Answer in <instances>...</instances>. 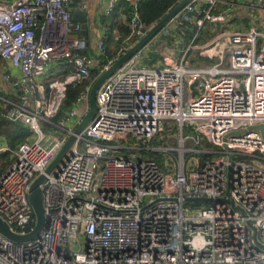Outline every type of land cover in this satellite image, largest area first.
I'll use <instances>...</instances> for the list:
<instances>
[{"label":"built area","instance_id":"1","mask_svg":"<svg viewBox=\"0 0 264 264\" xmlns=\"http://www.w3.org/2000/svg\"><path fill=\"white\" fill-rule=\"evenodd\" d=\"M70 1L0 0V59L18 70L2 75L16 100L0 95V115L32 131L0 177V217L18 234L36 222L32 183L89 110L93 82L55 121L68 86L92 75L96 56L107 55L103 33L94 45L82 35L71 39L82 26ZM121 1L108 0L102 14ZM125 1L132 8L130 32L118 57L152 27L140 19V0ZM224 1H189L103 82L94 118L41 184L46 228L24 242L0 232V264H264V136L257 128L264 123V34L254 26L223 29L198 45L193 40L187 50L209 60L198 67L186 57L177 62V47L162 40L176 37L179 21L195 24L196 35L206 22L225 21L226 12H214ZM245 5L264 11V0ZM69 60L72 72L51 79L49 71ZM172 122L183 142L216 147L193 150L209 153L197 170L187 174L184 148L174 172L154 158L123 152L154 140ZM6 151L0 144V154ZM195 197L212 201L195 207L188 203Z\"/></svg>","mask_w":264,"mask_h":264},{"label":"trees","instance_id":"2","mask_svg":"<svg viewBox=\"0 0 264 264\" xmlns=\"http://www.w3.org/2000/svg\"><path fill=\"white\" fill-rule=\"evenodd\" d=\"M179 0H140L138 9L140 14L141 21L148 27L154 25L156 22H158L160 19H162L169 11H171L177 4ZM131 7L129 6L128 2L125 0H122L119 5L114 9L113 13L109 15L101 14L100 15V22L102 25L106 28L104 34L106 37V44H107V55L104 57L96 56L98 59L97 66L93 69L92 75L89 77H86L80 81H78L75 84H71L68 86L67 90V96L63 101V104L61 106V109L58 113L57 118L55 121L59 118H61L70 107H72L78 97V95L86 89L87 86H90L92 82L100 75L101 68L111 59H114L118 57L123 44L125 37L129 34L130 28H129V15L131 11ZM123 17H125L123 19ZM191 24L186 21H179L177 24V30L176 34L183 35L184 37V43H179L181 46L187 45L186 42H188V39H192L198 30L197 26L192 29ZM83 36V35H82ZM85 37V36H84ZM168 43L173 44V38L170 36H167ZM199 36L196 38L195 41L199 40ZM88 39V38H87ZM184 50V49H183ZM154 59H148V61L152 62ZM72 60H69L67 64H64L65 67L59 66L58 68L61 69L59 73H57L55 76H52L51 78H60L64 77L73 70ZM48 82L46 81V84ZM175 130L178 131V126L174 127ZM168 129V128H167ZM190 127L185 126L184 127V134L190 132ZM164 134L167 133V130L165 129ZM32 131L27 125H24L20 122H12L8 120L5 116L0 115V144H5L9 147V151L3 152L0 155V158L3 159L2 163L0 164V177L1 175L8 169V167L14 162L15 157L12 155V150H15L18 148V146L27 141L29 135H31ZM156 139V138H155ZM154 139V140H155ZM156 147H161L166 144V142L160 138H157L155 141ZM199 146H208L210 147V143L206 140H199L197 143ZM200 148V147H199ZM126 152L128 150H125ZM148 152L152 158L156 159L160 165L167 171V172H174L176 170L175 166V159L177 157V152L173 151L171 154H168L164 151H143ZM199 156V161L203 162L206 157L209 155L207 152H201L196 154ZM174 156V159H173ZM189 153L185 156V158H188ZM144 158V157H141ZM197 170V166L191 165L187 167V174H190L191 172ZM188 203L192 204L195 207H202V206H208L209 204L207 202H195V201H189ZM35 225V223H32V226Z\"/></svg>","mask_w":264,"mask_h":264},{"label":"water","instance_id":"3","mask_svg":"<svg viewBox=\"0 0 264 264\" xmlns=\"http://www.w3.org/2000/svg\"><path fill=\"white\" fill-rule=\"evenodd\" d=\"M191 0H181L171 11H169L162 19L156 22L152 27L148 30V32L141 37L134 45H132L125 53L119 56L113 64L108 67L105 71H103L93 82L91 90H90V107L88 112L85 113L82 121L74 130L66 143L60 149L56 157L53 159L51 164L46 169L45 173L40 174L32 183L31 191L29 195L30 202L34 209L36 222L32 231L27 234H18L13 232L10 229V225L4 221L0 217V232L5 236L10 238L15 242H24L28 240H32L40 236L43 229L47 226V218L45 215L44 208V200H43V190L41 184H43L46 180L47 174H51L63 161L66 159L68 151L72 146L73 142L76 140L78 134H80L86 126L91 122L94 118L98 105H97V92L103 82L110 77L118 68H120L129 58H131L137 51L146 46L152 39L157 35V33L166 26L175 15L178 14L182 10V8ZM73 20L76 22H84L82 25L81 32L78 34H74L71 36V39H77L81 35L86 36L87 32V23H86V14L83 12H76L73 15ZM251 129L254 127H250ZM260 129L262 135L264 136V123H261L257 126ZM192 201H212L211 198L208 197H195L191 198Z\"/></svg>","mask_w":264,"mask_h":264},{"label":"crops","instance_id":"4","mask_svg":"<svg viewBox=\"0 0 264 264\" xmlns=\"http://www.w3.org/2000/svg\"><path fill=\"white\" fill-rule=\"evenodd\" d=\"M234 0H225L223 3H220L216 6L215 11L216 13H219L221 11H224L227 13V18L225 21L218 22V23H212V25L216 28L217 31H222L223 29H245L250 27H257L259 31L264 34L263 31V24H264V11H252L245 5V0H239V4L232 3ZM86 3V8L83 10L82 3ZM108 3V0H71L69 4V10L72 13V16L76 12H83L86 14V23L88 25L87 32H86V38H88V42L90 45H94L99 38V36L106 30V28L102 25L100 22V15L104 12V9ZM230 21L229 26H221V23ZM246 22L248 24H246ZM80 23L81 26L84 24V22H76ZM190 23V22H189ZM211 23V22H206ZM191 24V27H195V24ZM175 27V26H174ZM192 28V29H193ZM198 29V28H197ZM177 28L174 29V32H176ZM74 34H78L75 32H72L70 34V37ZM216 35V34H215ZM214 35V36H215ZM213 36V37H214ZM171 38L175 39L173 36H170ZM212 37H210L205 42L209 41ZM179 42V41H177ZM204 42V43H205ZM168 43V41H167ZM169 44V43H168ZM174 44V43H173ZM172 44V45H173ZM98 64V59L96 58V65ZM61 66V65H59ZM62 67H65L64 65ZM7 70H12L15 73L18 72L17 69L12 68L9 63H7L5 60L0 59V72L3 75V73ZM61 71L60 68L55 67L54 69H51L49 71L50 78L52 76H55L57 73ZM52 79V78H51ZM45 80V79H44ZM43 80V81H44ZM1 85V83H0ZM3 90L7 95H3L9 99L16 100V94L14 91L7 86L3 85ZM2 92V90H0ZM1 95V94H0Z\"/></svg>","mask_w":264,"mask_h":264},{"label":"rangeland","instance_id":"5","mask_svg":"<svg viewBox=\"0 0 264 264\" xmlns=\"http://www.w3.org/2000/svg\"><path fill=\"white\" fill-rule=\"evenodd\" d=\"M125 17H123L124 19ZM231 23L230 21L221 23V26H229ZM246 24H248L246 22ZM175 23L170 24L171 28H174ZM263 31H264V24L262 26ZM216 28L212 25V23H207L205 24L201 29H199V31L197 32V35L195 33L194 37L192 39H188L187 45H183L181 46V43L185 44V39L183 37V35H177L175 39H173V45L177 47V55H176V60L177 62H180L181 59H184L186 57L189 65H191L192 67H198V66H204V65H209V60L205 59V58H199L198 57V53L197 50H187V47L189 46V44L191 43V41L194 40V44L198 45V44H202L204 43L206 40H208L210 37H213L215 34H217L219 31L218 27L217 30H215ZM196 36V37H195ZM200 37L199 40L195 41L197 37ZM167 36L162 37V40H164L165 42L168 41ZM179 41V42H177ZM158 43V41L154 42L151 46V48L156 45ZM180 43V44H179ZM162 44H159L158 47H161ZM172 45V44H170ZM184 49V50H183ZM145 59V58H144ZM157 61V59L153 60L152 62ZM214 63V62H213ZM212 63V64H213ZM148 64V63H146ZM44 80V79H43ZM46 81V80H44ZM0 90H2V92H0L1 95H7L5 93V91L3 90V86H2V74L0 72ZM176 124L175 123H170L167 124L166 126V130L167 133L164 134V132H161L155 140L152 141H139L137 146L138 149H130V151L128 150L123 151L124 153H128V154H134L137 157H144V158H152L151 155L147 152H143V151H149V150H153V151H164L168 154H171V152L176 151L178 154L180 152H182L181 150L184 148L185 150V156L189 153L188 158L186 157L187 160V165L189 166H197V163L199 162V156H197L196 154H198V152L193 151L194 149H199V150H211V149H215L216 147L210 145V147L208 146H199L197 145V143L195 142V140L193 139H188L185 142L182 141L181 139V133L182 130L178 127V131L175 130ZM168 128V129H167ZM43 131L48 133L50 132V129L46 128L45 126H43ZM157 138H160L162 140H164L166 142V144L164 146L161 147H156L155 145V141L157 140ZM200 147V148H199ZM201 153V152H200ZM177 154V156H178ZM1 155V154H0ZM12 155L14 156V150H12ZM174 159V156H173ZM2 161H4L3 159L0 158V163H2Z\"/></svg>","mask_w":264,"mask_h":264}]
</instances>
